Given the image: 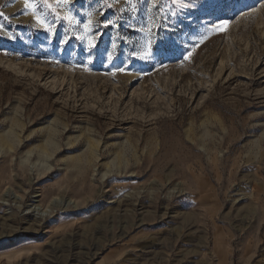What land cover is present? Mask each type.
<instances>
[{"label":"rangeland","instance_id":"obj_1","mask_svg":"<svg viewBox=\"0 0 264 264\" xmlns=\"http://www.w3.org/2000/svg\"><path fill=\"white\" fill-rule=\"evenodd\" d=\"M28 2L0 0V264H264V0Z\"/></svg>","mask_w":264,"mask_h":264},{"label":"snow or ice","instance_id":"obj_2","mask_svg":"<svg viewBox=\"0 0 264 264\" xmlns=\"http://www.w3.org/2000/svg\"><path fill=\"white\" fill-rule=\"evenodd\" d=\"M173 2H175V0H173ZM158 6V0H151V7L152 8H156ZM262 6H264V5H262ZM24 7L25 8H35V5H33V4H30L29 2H28V0H24ZM49 7H50V5H49ZM133 10H135L134 9V7H133ZM0 15H3V13H0ZM66 20H68L70 23L72 22V17L71 16H65L64 17ZM36 23L38 24V25H40L41 27H47L45 24H44V21L43 20H41L39 17H36ZM227 22H225V24H226ZM218 28H220V27H222V25L221 26H217Z\"/></svg>","mask_w":264,"mask_h":264}]
</instances>
